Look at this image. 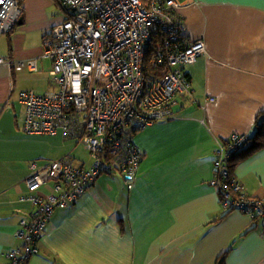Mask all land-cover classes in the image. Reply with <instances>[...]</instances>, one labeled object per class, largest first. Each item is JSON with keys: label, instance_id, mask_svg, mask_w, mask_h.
Listing matches in <instances>:
<instances>
[{"label": "crops", "instance_id": "0c3cea01", "mask_svg": "<svg viewBox=\"0 0 264 264\" xmlns=\"http://www.w3.org/2000/svg\"><path fill=\"white\" fill-rule=\"evenodd\" d=\"M17 1L21 17L0 35L9 63L0 65V264L29 220L31 165L68 157L63 141L71 140L25 133L20 102L23 91L54 90L42 43L68 12L56 0ZM177 2L187 37L206 47L184 69L191 92L177 97L178 116L134 136L143 159L130 190L118 172L100 176L53 211L26 264H219L223 255L222 264H264L260 224L224 211L210 185L217 147L234 134L250 138L264 110V0ZM77 161L87 169L91 158ZM233 176L244 195L264 199V149L237 163Z\"/></svg>", "mask_w": 264, "mask_h": 264}, {"label": "built area", "instance_id": "2783aa9c", "mask_svg": "<svg viewBox=\"0 0 264 264\" xmlns=\"http://www.w3.org/2000/svg\"><path fill=\"white\" fill-rule=\"evenodd\" d=\"M58 1L68 17L42 43L43 56L51 62L54 90L20 93L23 130L29 135L78 139L93 163L89 170H81L65 157L41 168L31 165L37 170L25 184L33 193L32 210L29 220L20 224V248L6 254V264H26L36 255L52 212L77 200L102 172L116 167L132 188L140 161L132 134L176 118L172 107L190 88L184 69L206 54L203 40L187 37L177 0ZM21 14L17 0H0V35L9 33ZM155 35L159 42L148 56L146 49ZM6 63L0 58V65ZM28 65L35 68L33 61ZM246 140L234 134L217 147L210 185L224 211L238 210L260 224L264 240V199L244 195L226 167L228 156ZM49 183V191L41 193Z\"/></svg>", "mask_w": 264, "mask_h": 264}, {"label": "trees", "instance_id": "16d2710c", "mask_svg": "<svg viewBox=\"0 0 264 264\" xmlns=\"http://www.w3.org/2000/svg\"><path fill=\"white\" fill-rule=\"evenodd\" d=\"M57 2H58V4H60L59 3V1L58 0H56ZM63 9H65L64 7H62ZM65 11H66V9H65ZM159 36L157 37V35H155L151 40H150V44H149V46L147 47V49H146V53H147V55L149 56V55H151V53H153V51H155V48H156V44L159 42ZM148 56H147V58H148ZM203 56V55H202ZM201 56V57H202ZM147 58H146V56H145V63H144V66H145V68H146V70H148L149 68H150V65H149V61L147 60ZM198 61V60H197ZM197 61H196V63H197ZM196 63H194L193 65H195ZM193 65H190V66H193ZM190 66H186L185 68H187V67H190ZM187 79H188V82H189V84H190V88H189V90L186 92V94H189L190 92H191V83H190V80H189V78L187 77ZM177 106H178V103H177V100H176V104H175V106H173L172 107V110H173V113L175 114V116H178L177 115V110H176V108H177ZM156 123H161V122H155V123H153V124H156ZM152 124V125H153ZM146 129V128H145ZM143 131V130H142ZM140 132V131H139ZM138 133V132H137ZM137 133H134V134H132V137H133V142H134V136L137 134ZM71 140H76V141H78V142H80L78 139H72L71 138ZM136 149H137V151H138V153L140 154V161H139V167H140V163L142 162V159H143V154L138 150V148L136 147ZM262 149H264V110L263 111H261L260 113H259V115H258V121H257V123H256V128H255V131H254V134L250 137V138H247V140H246V143H245V145H243V147H241V148H239V149H237V150H235V151H233L229 156H228V158H227V162H226V167H227V170H228V175H229V178H231V177H233V171H234V167L237 165V163H239L240 161H243V160H245V159H247V158H249V157H251V156H253L254 154H256V153H258L259 151H261ZM88 151V150H87ZM88 153H89V151H88ZM89 155H90V158H91V163H90V165H89V167L87 168V169H84L83 167H76L75 165H74V160L70 157V156H68L67 158L70 160V161H72V163H73V165L76 167V168H80L81 170H89L90 168H91V166H92V163H93V159H92V157H91V154L89 153ZM63 158H61V159H59V160H62ZM59 160H57V161H59ZM106 160V159H105ZM111 161V159H107V162H110ZM53 162V161H52ZM50 163V162H49ZM49 163H46V164H49ZM105 164H108V163H105ZM121 173L120 172V170L119 169H116V167H115V169H113L112 171H105V172H102L101 174H100V176H103V175H106V176H111L113 173ZM99 176V177H100ZM122 176V175H121ZM88 188V187H87ZM86 188V189H87ZM86 189H85V191H86ZM84 194V193H83ZM82 194V195H83ZM81 195V196H82ZM80 196V197H81ZM79 197V198H80ZM78 198V199H79ZM77 199V200H78ZM77 200H75L74 202H72V203H70L69 205H67V207L68 206H71V205H73ZM66 207V208H67ZM60 209V208H59ZM63 209H65V208H63ZM56 210V209H55ZM52 214H53V212H52ZM51 214V215H52ZM51 215H50V217H51ZM50 217H49V219H50ZM49 219H48V221H49ZM44 230V229H43ZM43 230H42V232H43ZM41 232V233H42ZM21 241V240H20ZM21 245V244H20ZM20 245L17 247V248H15V249H18V248H20ZM223 258H224V255L222 256V258L219 260V264H222L223 263ZM28 261V260H27ZM27 261H26V263H27ZM25 263V262H24Z\"/></svg>", "mask_w": 264, "mask_h": 264}, {"label": "rangeland", "instance_id": "374dc122", "mask_svg": "<svg viewBox=\"0 0 264 264\" xmlns=\"http://www.w3.org/2000/svg\"><path fill=\"white\" fill-rule=\"evenodd\" d=\"M63 143H67L66 148H68V151L66 154L70 156L73 160H75L76 164L78 163L77 159L84 161L85 159H88L90 157L86 145L84 143L78 142L76 140H66L63 141ZM49 159L53 160L54 158ZM41 193L44 194L45 192Z\"/></svg>", "mask_w": 264, "mask_h": 264}]
</instances>
